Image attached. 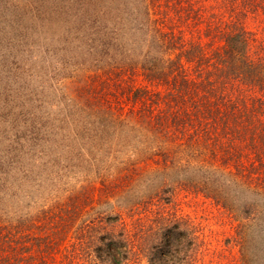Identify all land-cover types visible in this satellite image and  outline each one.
Wrapping results in <instances>:
<instances>
[{
	"label": "rangeland",
	"instance_id": "1",
	"mask_svg": "<svg viewBox=\"0 0 264 264\" xmlns=\"http://www.w3.org/2000/svg\"><path fill=\"white\" fill-rule=\"evenodd\" d=\"M43 12L33 0H19L11 22L0 20V108L3 116L15 119V134L22 139L23 150L32 159L38 156L28 166L32 176L26 194L21 195L25 194L23 201L6 204L13 218L39 219L42 209L61 205L85 191L103 203L93 206L96 212L88 205L83 219L90 212L105 211L108 198L117 204L126 190L145 196L157 175H167L170 168H164V157L158 154L161 150L168 151L167 161L173 159L170 164L180 173L184 166L210 162L227 167L223 155L229 134L220 133L215 147L204 137L188 147L186 138L192 130L185 134L175 125L160 124L130 93L137 87L148 88L153 95L161 92V100L168 92L167 87L145 77L144 65L164 62L167 66L169 62L173 70H181L176 64L181 58L182 69L195 78L198 61L195 54L187 60L183 49L199 46L207 56L212 55L224 43L220 29L234 23L243 25L253 38V57H264V0H87L70 10L71 14L62 13L67 20L60 21ZM14 22L21 25L19 30L15 26L12 35L8 27ZM159 31L173 32L178 40L163 44ZM121 59L131 60L132 66L116 67L111 76L103 72L108 61L117 64L115 60ZM96 72L100 78H94ZM103 79L107 84L101 83ZM228 92L233 99L242 95L249 103V97L261 95L237 81L229 84ZM164 101L152 115L164 112L168 106ZM176 103L171 106L179 111L191 108V102L182 107ZM171 177L166 178V192L160 191L169 197L164 199L167 204L159 202L160 207L154 208L170 217L186 218L197 229L204 244L195 264H239V247L232 238L236 222L231 214ZM155 200L160 201L159 197ZM151 214L140 206L124 213V219L135 232L140 223L151 224ZM45 220L44 215L38 223ZM81 221L78 217L76 223ZM77 224L70 225L65 238L46 256L49 264H99L91 262L75 238ZM127 264L148 263L142 255H134Z\"/></svg>",
	"mask_w": 264,
	"mask_h": 264
},
{
	"label": "trees",
	"instance_id": "2",
	"mask_svg": "<svg viewBox=\"0 0 264 264\" xmlns=\"http://www.w3.org/2000/svg\"><path fill=\"white\" fill-rule=\"evenodd\" d=\"M33 1L39 12H46L50 19L58 16L59 21L63 18L67 20V15L60 16L62 13L71 14L76 5L87 2ZM18 3L19 0H0L2 22H11L10 18L15 14ZM17 25L19 30V22L8 27L9 31L12 28V35L16 32ZM155 29L158 32V27ZM159 32L163 44L178 40L173 32ZM219 35L224 43L220 50L214 51L210 56L199 46L183 49L187 60L195 54L198 61L195 78H190L183 70L185 68L182 69L181 58L176 63L181 70H173L169 62L167 66L164 62L161 65L142 66L149 81L168 89L161 99L165 100V105L168 104L167 108L162 109L163 113L152 115L155 106L162 103L159 98L161 92L153 95L148 88L137 87L131 89L133 91L130 97L136 102L141 101L147 108L146 111L151 113V117L155 116L160 124L175 125L185 134L189 129L192 130L186 138L188 147L195 146L200 137H204L208 145L212 141L215 147L220 133L229 134V144L223 155V163L227 169L210 162L208 165H194L192 168L184 166L181 174L170 164L173 159L167 161L168 151L161 150L158 154L164 157V168H170L167 169V175H157L156 181L148 186L145 196L134 195L126 190L117 204L108 198L104 202L107 206L105 211H97L96 215H91L90 212L85 219L82 216L87 212L88 205L92 204L93 211L96 208L93 206L103 203L102 198L97 199L94 193L86 191L69 197L61 205L42 209L39 219L36 217L33 220L28 215L13 218L7 212V203L23 201L25 186L30 184L28 179L32 176V170L29 172L28 169L38 156L34 154L32 159L28 156L29 151L23 150L24 143L15 134V119L3 116L0 108V264H49L46 256L65 238L71 224H77L78 217L82 221L76 225L74 236L85 248L86 256L90 257L91 262L127 264L134 255H142L148 264H195L204 244L197 229L186 218L176 215L170 217L165 211L154 208L160 207L162 203L159 202L165 201L166 197L160 195V191H165L168 184L166 178L169 179L170 176L171 181L184 183L186 188L203 193L231 214L236 222L232 238L239 247V264H264V57H253V38L241 24L222 27ZM65 39L70 41L68 37ZM115 61L117 64H110L109 61L105 64V74L111 76L113 70H124L128 65L132 66L131 60ZM96 73L94 78H100L101 74ZM233 81L241 82L247 89L258 91L261 95L249 97L252 98L250 103L242 95L235 97V100L228 92V86ZM107 82L106 79L101 81L102 84ZM114 82L118 83V80ZM174 101L181 107L186 101L191 102V108H185V112L179 111V108L177 110L171 106ZM211 151L216 157L217 151L214 148ZM187 154L189 157L192 155ZM201 169L204 171L203 175L198 174ZM180 175L183 180H180ZM36 185L37 183L35 187ZM104 188H108L105 183ZM171 189L173 188L169 184L167 190ZM22 193L25 194L21 197ZM157 197L160 201L155 200ZM140 206H144L146 212H152L151 224L146 227L140 223L138 230L132 232L124 219V213ZM44 215L46 220L39 224Z\"/></svg>",
	"mask_w": 264,
	"mask_h": 264
}]
</instances>
